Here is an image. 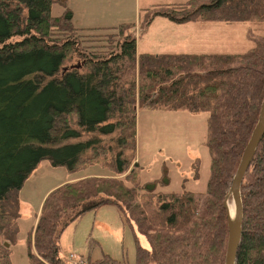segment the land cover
<instances>
[{
  "label": "trees",
  "instance_id": "16d2710c",
  "mask_svg": "<svg viewBox=\"0 0 264 264\" xmlns=\"http://www.w3.org/2000/svg\"><path fill=\"white\" fill-rule=\"evenodd\" d=\"M194 3L164 6L144 17L145 27L157 17L264 23V0ZM54 5L61 15L52 14ZM72 18L66 0H0V264H11L2 236L14 241L19 191L43 161L71 174L100 165L109 175L49 194L29 241L30 264H71L60 255L62 233L105 206L116 207L134 231V264H223V202L264 96V37L240 55L138 54L131 26L88 36L110 29H76ZM137 107L207 115L204 193H156L170 183L166 168L144 184L136 169L117 178L133 163ZM239 193L235 264H264V135Z\"/></svg>",
  "mask_w": 264,
  "mask_h": 264
},
{
  "label": "rangeland",
  "instance_id": "374dc122",
  "mask_svg": "<svg viewBox=\"0 0 264 264\" xmlns=\"http://www.w3.org/2000/svg\"><path fill=\"white\" fill-rule=\"evenodd\" d=\"M66 1L67 7L76 12L72 20L74 28L110 29L91 34L83 32L84 35H105L116 32L111 29L131 26L138 54L240 55L253 48L256 38L264 37V23L258 22L190 21L175 24L162 17L153 19L147 27L143 22L146 15L164 6H182L190 2H195L196 6L209 0ZM62 12V7H52L54 16ZM103 38L105 36L99 40ZM74 64L76 59L73 58L67 67ZM206 117L205 113L192 115L186 111H151L137 107L133 163L126 174L117 178L123 180L136 169L138 183L144 184L159 179L162 168H166L170 183L165 188H157L156 193H204L210 164L205 147ZM104 175L108 176L109 172L102 170L100 165L88 166L71 174L63 167H53L48 161L41 162L19 191L14 241L9 244L2 236L5 246L8 244L10 263L30 264L29 241L33 239L41 208L50 193L67 183ZM226 204L233 207L230 197L226 198ZM11 227L15 229L14 224ZM138 237L141 245L148 248L144 237ZM60 248V255L71 264H108L106 259L115 260L117 264H134L136 258L134 231L113 206L86 213L71 223L61 235Z\"/></svg>",
  "mask_w": 264,
  "mask_h": 264
},
{
  "label": "water",
  "instance_id": "95a60500",
  "mask_svg": "<svg viewBox=\"0 0 264 264\" xmlns=\"http://www.w3.org/2000/svg\"><path fill=\"white\" fill-rule=\"evenodd\" d=\"M264 135V96L260 105L256 123L251 130L249 138L242 150L237 167L230 180L226 198L230 197L233 204V216L228 215L226 198L223 208L226 211V247L223 264H235L236 251L239 246L241 236L242 207L240 201V184L246 173L255 150ZM8 247V244H6Z\"/></svg>",
  "mask_w": 264,
  "mask_h": 264
},
{
  "label": "bare ground",
  "instance_id": "6f19581e",
  "mask_svg": "<svg viewBox=\"0 0 264 264\" xmlns=\"http://www.w3.org/2000/svg\"><path fill=\"white\" fill-rule=\"evenodd\" d=\"M229 206L227 205V210H228V215H229V217L230 218H232V216H233V207H229Z\"/></svg>",
  "mask_w": 264,
  "mask_h": 264
},
{
  "label": "crops",
  "instance_id": "0c3cea01",
  "mask_svg": "<svg viewBox=\"0 0 264 264\" xmlns=\"http://www.w3.org/2000/svg\"><path fill=\"white\" fill-rule=\"evenodd\" d=\"M70 10H71V9H70ZM74 11H75V10H73V12H72V10H71V12H72V17H73L72 20L75 18V16H74L75 14H73V13H76V12H74ZM84 29H85V28H84Z\"/></svg>",
  "mask_w": 264,
  "mask_h": 264
}]
</instances>
